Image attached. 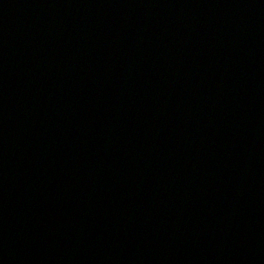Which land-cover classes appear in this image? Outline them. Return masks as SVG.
<instances>
[{"label": "water", "instance_id": "obj_1", "mask_svg": "<svg viewBox=\"0 0 264 264\" xmlns=\"http://www.w3.org/2000/svg\"><path fill=\"white\" fill-rule=\"evenodd\" d=\"M0 264H264V0H0Z\"/></svg>", "mask_w": 264, "mask_h": 264}]
</instances>
